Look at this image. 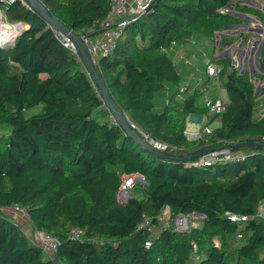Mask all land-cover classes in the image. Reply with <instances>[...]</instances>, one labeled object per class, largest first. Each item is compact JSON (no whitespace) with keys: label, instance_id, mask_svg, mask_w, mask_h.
Segmentation results:
<instances>
[{"label":"trees","instance_id":"trees-1","mask_svg":"<svg viewBox=\"0 0 264 264\" xmlns=\"http://www.w3.org/2000/svg\"><path fill=\"white\" fill-rule=\"evenodd\" d=\"M43 1L79 35L98 33L110 9V0ZM226 6L234 11L223 12ZM5 8L9 20L30 25L0 46V264H56L5 210L15 205L58 237L56 256L68 264H264V218L230 216L253 215L264 201V149L246 148L245 159L204 166L148 152L116 120L47 20L22 0ZM238 12L255 14L264 25V10L244 0H152L124 27L114 53L96 64L132 122L177 145L175 152L264 136V115L257 113L264 84L257 93L252 74L232 65L230 56L218 59L227 107L208 120L219 117L220 123L206 139L184 133L187 116L209 113L198 104L208 79L178 98L188 66L177 61L175 49L238 25L244 20ZM230 40L222 34L224 44ZM259 61L256 74L264 80V38ZM124 173L143 174L145 181H136L131 197L121 201ZM166 207L171 222L192 211L206 217L176 230L162 219ZM145 215L150 226L137 229ZM77 226L83 238L71 236Z\"/></svg>","mask_w":264,"mask_h":264},{"label":"built area","instance_id":"built-area-1","mask_svg":"<svg viewBox=\"0 0 264 264\" xmlns=\"http://www.w3.org/2000/svg\"><path fill=\"white\" fill-rule=\"evenodd\" d=\"M6 5L3 7H0V34L1 27L5 28L4 21H10V22H18L15 25L16 28L12 30V35L9 38L14 39L16 34L21 28V22L23 21H11L8 19L6 14V6L8 3L15 1V0H3ZM24 3L30 4L26 0H22ZM152 0H110V9L103 18L101 22V30L96 33L92 34L90 36H87L85 38V42L88 45V49L94 59L95 64L99 62V59L102 56H108L112 55L114 51L116 50L120 38L123 34L124 27L130 23L135 18V14L139 12H145L148 7L150 6ZM31 7V6H30ZM230 6H226L222 8L221 10L223 12L229 11ZM19 27V28H18ZM55 29V28H54ZM8 33V32H7ZM55 33L57 37L61 40V42L68 47L77 57L79 61L83 63V67L87 70L82 57L80 55V52L76 46V43L72 36L69 33H65L61 30L55 29ZM1 39V36H0ZM185 63L186 64H192V61L190 58L185 57ZM232 65L236 66L238 65V59L237 56H234L232 60ZM223 70V64L221 63H207L205 68V74L207 79H211L213 81L220 80V76ZM204 77L198 78L197 84L199 85L200 82H203ZM199 83V84H198ZM262 86V85H261ZM188 86H185L186 89ZM257 92V90H256ZM259 93V92H257ZM261 93V92H260ZM259 93V94H260ZM178 95H181L180 93ZM169 102V99L167 100V103ZM204 103L206 106L209 107V112L211 114H220L222 113L228 104V101L225 100L220 95H206ZM257 113L259 116L264 115V99H261L257 104ZM204 117V116H203ZM190 123L198 122L195 120H191L189 118ZM134 126L137 127L135 123H133ZM141 130V129H140ZM142 131V130H141ZM212 131V127L210 126V123L206 121L202 128L200 129H189L188 126L184 129V133L189 138H203L206 139L207 135ZM146 139L150 141V143L161 149V150H168L171 152H175V150L179 149L177 145H171L165 141H161L159 139H156L149 134L142 131ZM264 139V136L261 140ZM248 156V152L242 148L239 149H231V148H225L216 150L213 152H210L208 154L202 155L198 158L189 160L193 165L197 166H204V165H212L217 162H223V161H237L245 159ZM139 174L136 173H124L122 175V182L120 185V191L129 192L132 190V188L135 186L136 180L138 178ZM18 208L19 213L24 216L23 224L27 223V232L34 240L35 242L39 243L42 248L51 255L52 258H55L56 264H68L65 260L62 258H59L56 256V252L59 247V239L57 236L52 235L49 231L45 229H41L37 226H35L31 220L30 216L27 212V210L24 207L15 205ZM168 214V215H167ZM163 216L165 222L167 224H171L174 229L176 230H189L193 226H198L201 224L203 219L206 217V213L204 212H198V211H192L187 214H178L174 217L172 222L170 221V208L166 207L163 210ZM231 218L235 220H247L251 217L258 216L261 218H264V201H262L257 208V212L253 215L249 214H235L230 213ZM151 220L148 215L144 216V219L138 224L137 229L143 228L146 226H150ZM84 235V228L77 226L72 229L71 236L74 238H83ZM239 237H242V234H238ZM148 245L151 244V241L146 242Z\"/></svg>","mask_w":264,"mask_h":264},{"label":"rangeland","instance_id":"rangeland-1","mask_svg":"<svg viewBox=\"0 0 264 264\" xmlns=\"http://www.w3.org/2000/svg\"><path fill=\"white\" fill-rule=\"evenodd\" d=\"M244 2L249 3L251 6L260 8L264 10V0H244ZM229 11H234L231 7ZM239 14L244 20L240 22L238 25L231 27L228 30L219 31L214 36L204 38L198 45H187V47L183 48H176V55L177 61L184 63V65L188 66V72L185 74L184 79L182 80L181 84L177 87V93L183 95L185 90L188 87H193L196 84L200 73L203 72L206 68L207 63H218V59L220 57L230 56L233 60L234 56H237L238 65L237 67L240 71L248 70L252 74L253 81L256 85L257 92H263V84L264 80L259 78L256 72L261 70V65L259 61V50L261 46V39L264 38V25L260 18H258L255 14L251 13H236ZM232 37L230 42L224 44L222 41V34L223 33ZM248 34L247 36H241V33ZM221 34V35H220ZM191 40H195L192 38ZM185 57L190 58L192 64L185 63ZM262 85V86H261ZM185 86H188L186 89ZM206 95H221L225 100L229 98L227 89L222 85V75L220 76V80L218 81H211L208 79L206 86L204 87L203 93L198 98V104L200 106H204V100ZM184 96V95H183ZM178 98H182V96L178 95ZM40 107L34 108L30 110L36 111ZM202 114V113H201ZM203 119L198 122L190 123L189 116H187V126L189 129H200L202 128L203 124L211 120L212 114L204 113ZM219 117L211 122L210 126L213 128L214 125L219 124ZM4 127H1L0 124V131H3ZM246 149V148H242ZM139 176V175H138ZM145 181V179L137 178L136 181ZM132 188L129 191V194L133 193ZM128 194V195H129ZM128 195H123V198H126ZM121 196V195H120ZM5 210L17 218L20 222H24L23 218L16 206L13 207H6ZM168 215V214H167ZM162 217L163 220H165ZM25 229H27V223H24ZM237 235V239H241ZM216 242L220 244V240L216 239Z\"/></svg>","mask_w":264,"mask_h":264},{"label":"water","instance_id":"water-1","mask_svg":"<svg viewBox=\"0 0 264 264\" xmlns=\"http://www.w3.org/2000/svg\"><path fill=\"white\" fill-rule=\"evenodd\" d=\"M31 8L37 11L41 16H43L47 22L55 29L61 30L65 33H69L74 39L76 46L80 52L82 60L87 68V71L96 85L100 94L103 98L104 103L110 108L116 120L123 126V128L134 138V140L139 143L148 152L164 159L171 161H188L191 159L198 158L202 155L208 154L210 152L231 148H262L264 149V139L263 140H237V141H226L220 143H212L201 146L197 149L186 151V152H171L168 150H161L153 146L148 139L144 136L143 132L136 126L133 125L131 118L128 114L117 104L115 101L109 86L106 84L100 71L94 62V59L88 49V45L85 42V38L93 34L92 31L77 34L69 25L64 23L57 15L53 13L50 7L43 0H26ZM143 12L135 14V17H139ZM12 25H19L18 22H11ZM21 27L25 28L30 24L28 22H21ZM19 28V27H18ZM14 39L2 38L0 39V46H9ZM261 49V46H260ZM260 53V50H259ZM138 178L145 179L143 174H139ZM128 193V192H127ZM129 194V193H128ZM130 196V195H129Z\"/></svg>","mask_w":264,"mask_h":264},{"label":"crops","instance_id":"crops-1","mask_svg":"<svg viewBox=\"0 0 264 264\" xmlns=\"http://www.w3.org/2000/svg\"><path fill=\"white\" fill-rule=\"evenodd\" d=\"M201 77H204V79H203V81L204 80H206V74H205V70H204V74H203V72L202 73H200V75H199V77L198 78H201ZM198 81V80H197ZM212 81V80H211ZM201 83V82H200ZM196 84H197V82H196ZM199 84V83H198ZM169 91V90H168ZM184 95V94H183ZM183 95H180V96H182V97H184ZM221 96V95H220ZM168 99H170V96H168L167 98H166V103H167V100ZM262 98H260L259 99V101L261 100ZM229 100V98L227 99V101ZM203 116L204 115H202L201 113H191L190 115H189V118L191 119V120H195V121H201L202 119H203ZM121 195V196H120ZM123 195H128V193L127 192H124V191H119V199L121 200V201H126V200H128L130 197H131V195L132 194H129L126 198H123L124 196Z\"/></svg>","mask_w":264,"mask_h":264},{"label":"bare ground","instance_id":"bare-ground-1","mask_svg":"<svg viewBox=\"0 0 264 264\" xmlns=\"http://www.w3.org/2000/svg\"><path fill=\"white\" fill-rule=\"evenodd\" d=\"M5 28L1 27V39L2 38H8L12 35V30L16 28L10 21H4ZM8 32V33H7ZM11 34V35H9Z\"/></svg>","mask_w":264,"mask_h":264}]
</instances>
